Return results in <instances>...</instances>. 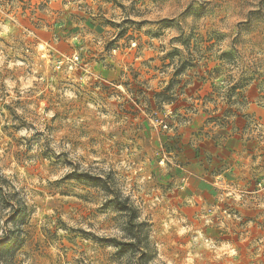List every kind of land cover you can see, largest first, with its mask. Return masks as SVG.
I'll list each match as a JSON object with an SVG mask.
<instances>
[{
    "label": "rangeland",
    "instance_id": "374dc122",
    "mask_svg": "<svg viewBox=\"0 0 264 264\" xmlns=\"http://www.w3.org/2000/svg\"><path fill=\"white\" fill-rule=\"evenodd\" d=\"M0 187V264H264V0H0Z\"/></svg>",
    "mask_w": 264,
    "mask_h": 264
},
{
    "label": "trees",
    "instance_id": "16d2710c",
    "mask_svg": "<svg viewBox=\"0 0 264 264\" xmlns=\"http://www.w3.org/2000/svg\"><path fill=\"white\" fill-rule=\"evenodd\" d=\"M0 202H6V204L10 205L11 204V201H10V198L11 196L8 194V193H2V188L0 187ZM20 216H21V209L18 208H11V215H10V220H14V221H18L20 219ZM8 242L2 240L0 241V262L2 261V259L4 258V255L5 253L7 252L8 250ZM119 245H123V244H120Z\"/></svg>",
    "mask_w": 264,
    "mask_h": 264
},
{
    "label": "crops",
    "instance_id": "0c3cea01",
    "mask_svg": "<svg viewBox=\"0 0 264 264\" xmlns=\"http://www.w3.org/2000/svg\"><path fill=\"white\" fill-rule=\"evenodd\" d=\"M224 151V153L226 154V155H232V156H236L237 155V153H239V155L240 156H243L244 155V152H243V147L241 146V149H238L237 150V143L236 142H228L227 143V147L223 150ZM235 151V152H234ZM239 167V165L238 164H236V163H234L233 164V166L231 167V168H238ZM239 170V169H238ZM227 172V171H226ZM232 176V175H231ZM233 178H235L236 179V176H232ZM220 179V180H224V182H219V181H217V180H215V181H213L212 182V184H213V186H218V184L219 185H221V186H223V184H225L226 182H225V178L223 177V176H217L216 177V179ZM228 179V178H227ZM232 178H229V182H235V180L234 179H232ZM231 180V181H230ZM228 182V183H229Z\"/></svg>",
    "mask_w": 264,
    "mask_h": 264
}]
</instances>
